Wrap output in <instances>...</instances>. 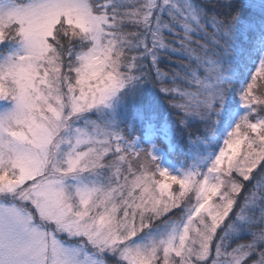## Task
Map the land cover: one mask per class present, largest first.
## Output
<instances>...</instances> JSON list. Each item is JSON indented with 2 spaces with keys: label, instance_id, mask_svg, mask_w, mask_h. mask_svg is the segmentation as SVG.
Masks as SVG:
<instances>
[{
  "label": "snow or ice",
  "instance_id": "obj_1",
  "mask_svg": "<svg viewBox=\"0 0 264 264\" xmlns=\"http://www.w3.org/2000/svg\"><path fill=\"white\" fill-rule=\"evenodd\" d=\"M0 264H264V0H0Z\"/></svg>",
  "mask_w": 264,
  "mask_h": 264
}]
</instances>
